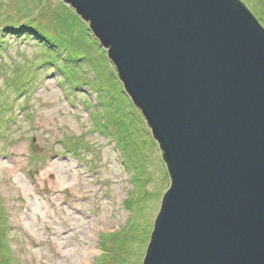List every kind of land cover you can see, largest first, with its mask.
<instances>
[{
    "label": "rangeland",
    "instance_id": "1",
    "mask_svg": "<svg viewBox=\"0 0 264 264\" xmlns=\"http://www.w3.org/2000/svg\"><path fill=\"white\" fill-rule=\"evenodd\" d=\"M241 1L264 29V0ZM170 182L89 23L0 0V264H143Z\"/></svg>",
    "mask_w": 264,
    "mask_h": 264
},
{
    "label": "water",
    "instance_id": "2",
    "mask_svg": "<svg viewBox=\"0 0 264 264\" xmlns=\"http://www.w3.org/2000/svg\"><path fill=\"white\" fill-rule=\"evenodd\" d=\"M170 175L143 264H264V29L241 0H64Z\"/></svg>",
    "mask_w": 264,
    "mask_h": 264
},
{
    "label": "bare ground",
    "instance_id": "3",
    "mask_svg": "<svg viewBox=\"0 0 264 264\" xmlns=\"http://www.w3.org/2000/svg\"><path fill=\"white\" fill-rule=\"evenodd\" d=\"M49 171H47V172H44L43 174L44 175H47V173H48ZM49 184L51 185V182L49 181ZM57 184V187L58 188H63L64 187V182H59V183H56ZM74 186V185H73ZM71 188H73V187H71ZM29 234V233H28ZM82 245V242L80 241L79 242V247ZM78 250V246L76 247V251ZM91 252V250H88V251H86V252H84V254H86V253H90Z\"/></svg>",
    "mask_w": 264,
    "mask_h": 264
}]
</instances>
